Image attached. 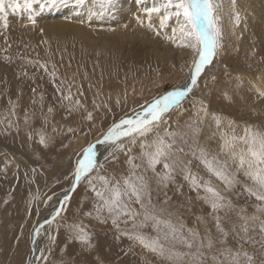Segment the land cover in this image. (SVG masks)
<instances>
[{"label":"rangeland","instance_id":"1","mask_svg":"<svg viewBox=\"0 0 264 264\" xmlns=\"http://www.w3.org/2000/svg\"><path fill=\"white\" fill-rule=\"evenodd\" d=\"M249 2L252 5L242 12L232 0H216L221 5L222 28L217 53L192 92L162 117L158 129L135 144L124 138L122 151L95 145L97 164L103 167L91 175L115 183L129 175L128 157L140 156L142 141L151 142L155 132L162 135L165 129L187 133V145L177 138L184 148L179 158L201 183L210 181L231 208L213 213L202 199L203 189H193L180 168L167 186L158 184L151 171L144 172L143 165L137 173L149 180L152 203L164 209L163 219L182 224L185 235L193 229L201 238L211 236L215 246L211 252L204 249L205 264H213L211 256L225 246L216 229L217 215L228 232L226 246L237 250L242 245L252 264H264V232L260 231L264 213L257 212L261 202L246 191L256 186L237 172V183L226 187L189 149V145L202 146L224 161L228 157L221 152L222 133L242 136L247 125L264 132V95L260 94L264 92V0ZM151 3L116 0V6L104 12L106 19L95 25L96 17L90 23L80 21L74 0L57 2L54 8L49 4L43 10L33 4L35 23L24 10V0H4L5 11L0 14V264H169L124 234L134 231L131 220L124 223L122 218L117 227L106 210L97 218L98 201L87 178L73 189L83 149L101 140L113 124L134 118L155 99L190 84L196 56L191 49L177 46L179 41L174 44L165 38L172 35L174 20L160 29L159 19L153 16L154 28L149 29L142 9ZM112 15L115 20L110 25L107 17ZM55 16L66 20L63 30L49 25L47 20ZM202 107L207 116L199 111ZM213 116L221 118L219 128ZM189 124L200 130L195 138ZM41 135L45 144L40 143ZM235 168L229 162V170ZM157 171H163L161 165ZM131 207L139 211V205ZM240 209L245 211L240 214ZM57 211L60 214L53 220ZM240 215L259 217L248 220L246 237ZM72 225L85 229L89 243L76 238ZM140 231L156 235L150 225ZM175 247L188 251L178 244Z\"/></svg>","mask_w":264,"mask_h":264},{"label":"snow or ice","instance_id":"2","mask_svg":"<svg viewBox=\"0 0 264 264\" xmlns=\"http://www.w3.org/2000/svg\"><path fill=\"white\" fill-rule=\"evenodd\" d=\"M57 2L65 3L66 0H48L47 3H42L41 0H24V10L29 13L28 18L35 23L32 15L33 4H38L40 9L43 10L49 4L55 7ZM144 2L145 0H137V3L140 4H144ZM74 3L77 8L87 10L89 21L93 17L101 18L104 12L116 6V0H74ZM232 3L235 7V0H232ZM95 8H99L100 11H94ZM220 8L221 5L216 3V0H152L151 6L143 7L142 10L149 21V29L154 28L151 23L153 16L159 19L160 29L166 28L169 21H175L176 27L172 28V35L165 34V38L174 44L179 41L177 46L189 48L195 54L196 59L193 61L190 84L155 99L140 113L136 114L134 118L122 119L119 123L113 124L103 138L97 141V144L109 145L113 152L122 151L125 146L121 141L124 138H131L130 142L132 144H135L138 138H145L146 140L150 133L159 128L162 117L174 107H179L181 101L197 85V78L205 66L212 62L220 46L222 36ZM4 11V0H0V14ZM235 18L238 22V13ZM81 22L83 23V21ZM138 22L143 23L139 18ZM156 34L160 35L161 33L157 31ZM260 94L264 95V92ZM199 111H202L205 116L208 115L205 107H202ZM88 118H92L91 114ZM213 119L219 128L221 118L213 116ZM229 123L233 122L230 121ZM187 127L195 138L200 131L199 128L194 127L193 124H189ZM186 136V132L169 131L167 129L162 135L158 131L155 132L151 142L142 141L140 143L141 153L139 157H128L129 175L121 177V180L115 183L99 174L96 176L91 175L103 165L97 164L95 145H89L83 149L82 156L77 162L73 189L81 180L87 178V182L98 201L95 207L97 218L99 219L100 214L106 210L112 219L113 225L117 227L122 218H126L123 221L124 223L131 220L134 231H125L124 234L129 239L138 242L145 249L168 261L169 264H205L204 249L211 252L215 246L211 236L206 235L201 238L200 234L193 229H187L188 234L185 235L182 224L177 226L170 219H163L164 209H157L156 205L152 203L149 180L144 174L137 173V169L143 165L144 172L151 171L155 175L158 184L167 186L168 182L173 180L174 171L180 168L184 173L185 180L189 181L193 189H203L205 195L202 199L210 205L213 213H217L226 207L231 208V202L225 204L223 202L225 198L212 186L210 181L201 183L200 178L192 173L188 165L179 158L178 153H184V148L178 145L177 138L179 137L180 141L187 145ZM221 140V152L228 157L224 161H221L216 155H210L209 151L202 146L189 145V149L207 172L228 188L237 183L236 173L243 172L244 176L248 177L256 186L246 187V191L261 202L257 205V212L264 213V132L247 125L242 136H236L234 133H222ZM40 143L45 144L43 135L40 136ZM240 144L246 145V148L238 147ZM111 154L109 153V155ZM137 159L141 160L142 163H135ZM229 162L235 164V171L229 170ZM158 165L162 166L163 171H157ZM97 183L101 186L97 187ZM64 200L67 201L68 197L65 196ZM132 203L139 205V211L131 207ZM244 211V209H240V214ZM59 214V211H57L53 216V220ZM138 217H142V219L137 222ZM240 219L244 221L240 225V229L246 237L248 220L254 221L259 217L256 215L251 217L240 215ZM215 220L216 229L222 236L220 243L225 246L217 250L218 255L211 256L213 264H252L253 258L246 251H243L242 245L237 250L226 246L228 232L222 226L218 215L215 216ZM46 223H51V221H46ZM149 225L156 233L155 236H148L140 231V229ZM70 227L76 231V238L79 241L89 243V234L82 226L72 225ZM233 231H235V226ZM260 231L264 232V222H261ZM38 234L39 231H37ZM245 237H241V239ZM177 244L188 251L178 250L175 247ZM194 248L195 251H193ZM185 257L188 258L187 262Z\"/></svg>","mask_w":264,"mask_h":264},{"label":"bare ground","instance_id":"3","mask_svg":"<svg viewBox=\"0 0 264 264\" xmlns=\"http://www.w3.org/2000/svg\"><path fill=\"white\" fill-rule=\"evenodd\" d=\"M124 1V0H123ZM134 1H137V0H134ZM235 3L236 4H238L239 5V7H240V9H241V11L242 12H246L247 10H248V8L252 5L250 2H249V0H235ZM227 2L225 3V5H224V7L225 8H223L224 9V14L225 15H227V13H226V11H227ZM73 6V5H72ZM56 7V6H55ZM75 7V6H74ZM54 8V7H53ZM79 9V13L81 14V16H82V18H79L80 16H78V18L80 19V21H83V22H85V23H90L91 21H89L88 20V12H87V10L85 9V8H78ZM58 11V10H57ZM250 12H252V10H250ZM66 13V12H65ZM67 15V14H66ZM65 14H63V15H61V16H63L64 18H65V16H66ZM51 16V15H50ZM60 16H55V17H53V19H49V20H47V21H49L48 23H49V25L51 26V27H53V28H59V29H62L61 28V26H62V23L63 22H65L66 20L65 19H62V17L61 18H59ZM51 18V17H50ZM93 19V18H92ZM103 19H106V17L103 15L101 18H96V24L95 25H100V22H102L103 21ZM107 19L109 20V22H111L110 23V25H112L113 24V21L115 20L114 19V16L112 15V17L111 16H109V17H107ZM264 20V19H263ZM71 21V20H70ZM117 21V20H116ZM95 22V21H94ZM92 23H93V21H92ZM63 30V29H62ZM181 108V107H180ZM177 115V114H176ZM171 127V126H170ZM126 139H128V138H126ZM125 139V140H126ZM124 140V141H125ZM124 141H122V142H124ZM125 143H127V142H125ZM129 143V142H128ZM35 219V218H34Z\"/></svg>","mask_w":264,"mask_h":264},{"label":"water","instance_id":"4","mask_svg":"<svg viewBox=\"0 0 264 264\" xmlns=\"http://www.w3.org/2000/svg\"><path fill=\"white\" fill-rule=\"evenodd\" d=\"M129 118H133V117H129ZM119 123V122H118ZM97 144V142L94 144V145H96Z\"/></svg>","mask_w":264,"mask_h":264}]
</instances>
